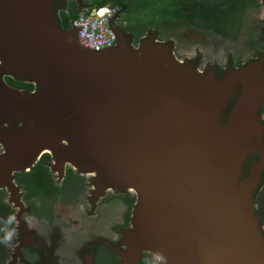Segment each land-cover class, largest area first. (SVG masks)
Segmentation results:
<instances>
[{
  "label": "water",
  "instance_id": "1",
  "mask_svg": "<svg viewBox=\"0 0 264 264\" xmlns=\"http://www.w3.org/2000/svg\"><path fill=\"white\" fill-rule=\"evenodd\" d=\"M56 1L0 0V117L21 123L0 155V180L46 153L95 175L98 188L128 191L130 226L112 264L141 254L156 264H264L251 200L264 165V75H200L167 44L146 36L132 45L110 21L113 44L93 51L57 25ZM249 153L260 160L241 179Z\"/></svg>",
  "mask_w": 264,
  "mask_h": 264
},
{
  "label": "flooded vegetation",
  "instance_id": "2",
  "mask_svg": "<svg viewBox=\"0 0 264 264\" xmlns=\"http://www.w3.org/2000/svg\"><path fill=\"white\" fill-rule=\"evenodd\" d=\"M76 9L88 0H71ZM66 2L53 4V15ZM107 5L110 23L119 28L140 19L145 27L133 45L149 35L168 45L172 56L200 75L221 79L227 72L249 67L264 75V0H122ZM56 21V20H55ZM13 88L32 91L33 87ZM13 83V82H12ZM25 83V82H22ZM234 97L240 93L236 86ZM226 109V114L228 112ZM264 145V102L257 109ZM21 123L0 117V155L7 152L9 133ZM264 154V148H263ZM45 155V156H44ZM258 153L243 163V177L258 163ZM95 175L68 165L55 166L41 154L27 168L0 180V264H112L123 249L135 197L124 189L98 188ZM253 213L264 239V165L251 192ZM8 242H4L7 234ZM156 264V262H154Z\"/></svg>",
  "mask_w": 264,
  "mask_h": 264
},
{
  "label": "built area",
  "instance_id": "3",
  "mask_svg": "<svg viewBox=\"0 0 264 264\" xmlns=\"http://www.w3.org/2000/svg\"><path fill=\"white\" fill-rule=\"evenodd\" d=\"M112 10L107 5L80 11L70 22L69 28L77 30V40L85 48L99 51L110 47L114 35L109 27Z\"/></svg>",
  "mask_w": 264,
  "mask_h": 264
},
{
  "label": "trees",
  "instance_id": "4",
  "mask_svg": "<svg viewBox=\"0 0 264 264\" xmlns=\"http://www.w3.org/2000/svg\"><path fill=\"white\" fill-rule=\"evenodd\" d=\"M111 5H118L123 4L122 0H88L84 3V8L80 9L79 11H88L90 8H99L108 4ZM78 14V10L76 9V5L74 2L69 0L66 2L65 10H59L57 13H54V19L56 20L57 25L63 29L67 30L69 29L70 22L76 17ZM122 30L133 32L134 34V43L136 42L135 39H138V37L142 34V32L145 30V27L141 23L140 19H136L135 23L131 26L126 25ZM7 80L15 87L17 88H28L30 89L32 87L29 83H22V82H15L10 81L8 78ZM13 82V83H12ZM45 156V155H44ZM155 260L152 256L149 254H141L136 264H154Z\"/></svg>",
  "mask_w": 264,
  "mask_h": 264
},
{
  "label": "rangeland",
  "instance_id": "5",
  "mask_svg": "<svg viewBox=\"0 0 264 264\" xmlns=\"http://www.w3.org/2000/svg\"><path fill=\"white\" fill-rule=\"evenodd\" d=\"M65 1H69V0H65ZM78 1H81V0H78ZM61 2H64V0H61ZM149 36H151L152 39L155 40V37L153 38L152 35H149ZM155 41H156V40H155ZM157 42H159V41H157ZM131 44H132V43H131ZM132 45H133V44H132ZM171 54H172V53H171ZM229 103H230V102H229ZM229 103H228V105H227V106H229V107H228V110H229V108H230V106H231V105H229ZM227 106L225 107V109H224V111H223V113H222V117H223V118H224L225 115H226V109H227ZM249 154H252V153H249ZM249 154H247V155L245 156V159H246V157H247ZM245 159L243 160V163H244ZM243 163H242L241 170H240V178H241V179H244V178L248 175V174H247L245 177H243V175H242V174H243V172H242V171H243ZM250 169H251V168H250ZM249 171H250V170H249ZM249 171H248V173H249ZM252 210H253V204H252ZM253 215H254V213H253ZM254 217H255V216H254ZM255 219H256V217H255ZM256 222H257V221H256ZM257 226H258V224H257ZM258 230H259V229H258ZM259 233H260V231H259ZM260 235H261V234H260ZM261 237H262V235H261ZM262 238H263V237H262Z\"/></svg>",
  "mask_w": 264,
  "mask_h": 264
},
{
  "label": "clouds",
  "instance_id": "6",
  "mask_svg": "<svg viewBox=\"0 0 264 264\" xmlns=\"http://www.w3.org/2000/svg\"><path fill=\"white\" fill-rule=\"evenodd\" d=\"M10 238H11V234L9 233V234H7V235L5 236V238H4V242H8V241L10 240Z\"/></svg>",
  "mask_w": 264,
  "mask_h": 264
}]
</instances>
